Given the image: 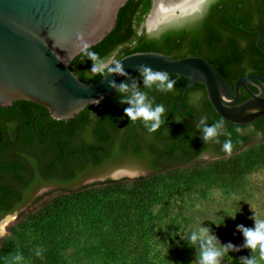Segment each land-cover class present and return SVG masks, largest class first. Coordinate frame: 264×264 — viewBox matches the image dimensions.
I'll use <instances>...</instances> for the list:
<instances>
[{"label":"trees","instance_id":"obj_1","mask_svg":"<svg viewBox=\"0 0 264 264\" xmlns=\"http://www.w3.org/2000/svg\"><path fill=\"white\" fill-rule=\"evenodd\" d=\"M150 2L151 0H128L118 14L114 29L103 41L90 47L89 50L105 60H118L131 53L152 51L155 40L146 38L144 32L137 33L144 21V16L150 10ZM254 49L242 54L238 51V44L232 41L229 43V53L215 58L214 68L231 87L240 75L253 71L264 75V54L261 55L262 59L257 60V56L253 53ZM240 63L244 66L242 70L228 71L226 68L227 65L233 66ZM249 64L252 67H249ZM91 67L92 61L88 60L83 53L75 57L70 64V70L84 83H94L102 77L90 72ZM132 77H138L137 71ZM170 78L176 80L175 85L179 87L177 90L182 92L188 81L175 75H170ZM158 93L155 90L148 92L150 98L153 96L156 98L154 103L168 107L171 96L161 100ZM246 97L247 94H244V98ZM206 99L205 93L195 99L186 115L178 113L175 105L168 107L165 113L167 117L165 125L154 133H149L142 121L131 122L125 116L124 108L129 105L119 102L120 95L117 92L100 101L99 104L87 106L75 119L67 121L49 119L47 125L44 124L43 119L36 125V129L47 130V138L52 140L40 154L42 160L39 163L29 159V179L21 175L23 170L16 164L8 166L4 163V169L11 176L12 182L17 184V188L15 190L8 183H0V217L19 208L21 190L37 180L35 164L41 170L43 183L62 186L72 184L80 175L111 163V160L112 162L113 160L121 161L124 156L128 160L130 158L137 160L149 168L150 172L158 173L170 167L199 162L198 159L205 150L227 155L221 150V144L227 137H220L221 144L212 142L204 144L196 129V122L202 116L208 117L209 125L222 119ZM15 103L24 107L36 106L26 101ZM174 118L181 123V126L173 122ZM224 122L227 130L232 133L231 140L234 145L232 153L257 139L264 140V117L248 126ZM64 125L68 127L67 141L70 137L77 136L80 139L79 145L75 146L68 141L65 143L66 149L60 146L64 143L62 139ZM237 129L240 131L237 132ZM241 131H244V134H241ZM118 138L122 140L121 144H115ZM48 151H53L55 156L52 152L48 156L50 153ZM146 176L132 181L107 179L78 188L65 187L61 196L48 200L44 206L29 216L28 222L32 223L33 229L41 234L43 242L53 246L55 238H53L52 229H57L62 221L61 218L71 215L78 208L84 223L94 232H102L103 228L107 229L104 232L111 242L109 243L106 238L107 241L104 240L102 243L112 260L126 259L130 256L139 258L136 264H144L152 248L151 243L160 247L166 239L163 235L159 239H153L156 235L150 223L149 213H146L143 207L137 208L139 204L134 202V199H138L140 195L148 193L147 180H144ZM95 188L102 192V195L118 194L105 198L106 201L103 203L102 199H96L93 195L95 193L92 191ZM126 188H128V194H124ZM23 192L25 196L28 193ZM119 192H123V195ZM98 204L99 207H97ZM175 253L171 264H191L193 261L191 252H185L179 248ZM45 256L53 260L50 263L54 262V253L48 250ZM163 263L166 264L165 261Z\"/></svg>","mask_w":264,"mask_h":264},{"label":"water","instance_id":"obj_2","mask_svg":"<svg viewBox=\"0 0 264 264\" xmlns=\"http://www.w3.org/2000/svg\"><path fill=\"white\" fill-rule=\"evenodd\" d=\"M127 1L0 0V106L7 108L14 102L26 101L44 107L53 120L75 119L87 106L95 105L92 104L94 100H105L116 92L109 87L110 80H115L117 85L128 82L140 65H146L186 79L182 100L195 83L203 86L206 100L228 123L248 126L264 117V97L256 83H264V76L238 77L231 87L211 63L199 57L174 59L160 52H135L118 59L122 60L127 76L108 75L94 83L82 82L70 70L73 59L81 54L75 47L77 35L83 34L90 47L103 41L114 29ZM157 1L160 0H152L139 32L144 28L151 33L159 25L185 14L176 10L171 18L148 29L146 23ZM261 40L258 38L256 45L264 54ZM249 85L259 91L252 92ZM242 88L249 95L243 101ZM174 100L178 101L172 99L168 107ZM179 105L178 101L177 107ZM1 139L0 132V142ZM116 172L124 174L115 176ZM133 174L136 172L117 169L108 178ZM93 181L96 180L87 182Z\"/></svg>","mask_w":264,"mask_h":264},{"label":"rangeland","instance_id":"obj_3","mask_svg":"<svg viewBox=\"0 0 264 264\" xmlns=\"http://www.w3.org/2000/svg\"><path fill=\"white\" fill-rule=\"evenodd\" d=\"M116 169L136 172L131 176L113 179L116 181H132L148 175L144 179L147 180L148 193L140 195L141 198L134 199V202L139 204L137 208L143 207L149 213L156 235L153 239H159L162 235L166 239L160 247L151 243L152 248L144 264H162L164 261L171 264L179 248L191 252V264H196L198 245L190 247L188 244L187 234L191 231L198 230L201 225L209 227L222 244L231 242L240 246L244 238L237 231V225L253 227L254 221L249 217L254 214L264 219L263 139L253 141L230 155L215 159L207 157L196 163L170 167L158 173L150 172L149 168L137 161H111L104 168L88 174L86 179L105 180ZM127 189L124 194H128ZM92 192L103 203L105 198L118 194L102 195L97 188ZM62 193L63 189L42 190L38 193L39 197L30 204L0 220V264H12V257L18 253L24 257L21 264H136L138 257L112 260L102 243L104 240L111 242L104 232L107 229L94 232L84 223L78 208L70 217L61 218L57 229H52L55 238L53 246L43 242L41 234L28 222L29 216L48 200ZM119 193L123 195V192ZM181 234L184 239H181ZM47 249L54 253L55 260L52 263L53 260L45 256ZM37 251L41 255H36ZM256 255L259 261L258 253ZM244 256L250 258V250L229 252L223 264H239L240 257ZM259 264H264V261H259Z\"/></svg>","mask_w":264,"mask_h":264},{"label":"flooded vegetation","instance_id":"obj_4","mask_svg":"<svg viewBox=\"0 0 264 264\" xmlns=\"http://www.w3.org/2000/svg\"><path fill=\"white\" fill-rule=\"evenodd\" d=\"M138 30V34L144 32L146 38L155 40L153 45L154 49L152 51L164 53L174 59L189 56L199 57L214 65L215 58L223 55L226 56L229 53V43L235 41L236 44H238V51L242 54H246L250 49L255 48L253 53L257 56V60H259L263 53L257 48L256 41L258 38L262 39L260 45L264 48V0H214L210 7L201 2L198 8L159 25L157 29L151 33H147L144 28L141 32ZM248 66L252 67L250 64ZM243 67V64L240 63L233 66L227 65L226 68L228 71H239V69L242 70ZM250 74L258 73L253 71L245 75H240L239 77L248 76ZM256 83L261 87V96L264 97V83ZM140 84L142 85V80ZM174 87V92H168L166 94L159 92V98L165 100L171 96V101L172 99H177L180 104L179 107H177L178 101L176 100L173 101L172 105H175L178 113L185 115L194 104V100L204 93L206 94L204 87L195 83V85L187 91L184 99L186 102H184V100H182L184 89L182 92H179V90H177L179 87L176 85ZM249 88L254 93L259 91L257 87L253 85H249ZM244 94H247V92L242 88L241 101L249 98L248 94L247 97L244 98ZM153 99L155 100L156 98L153 96ZM35 105L36 106L24 107L14 102L7 108L0 106V132L2 136L0 142V183H8L10 186L14 187L15 190L17 184L12 182L11 176L4 169V163H7L6 165L8 166L10 164H14L15 166L16 164L19 169L23 170L21 175L29 179V159H33L35 163H39V161L42 160L40 154L48 147L47 145L50 144L52 140L47 138V130L41 131L36 129V125L40 124L43 119L44 124L47 125L49 119L52 118L47 115L48 111L44 107L38 104ZM173 122L181 126V123H178L177 119L174 118ZM66 131H68V127L64 125V129L62 130V139L64 143H61L62 145L60 146L66 149L65 143L68 141L72 142L75 146L79 145L80 139L77 136L70 137L67 141ZM243 132L244 131H241V134H244ZM121 141L122 140L118 138L115 144H121ZM48 152H50L48 156L52 153L54 155L53 151ZM221 156L223 155L217 152L205 150L201 153L198 161L206 159L207 157L215 159ZM125 160H128L126 156H124L121 161ZM130 160L137 161L131 158ZM113 161L115 162V160ZM105 165L92 169L85 174H79V178L76 180L73 179L74 182L72 184L61 186L58 184L43 183L41 170L35 164L37 175L35 179L37 180L31 183L27 188L21 190L19 208L1 216L0 220L30 204L39 197L40 194L38 193L40 191L46 190L47 188H78L80 186L99 182L100 180H96L89 183L87 182L89 180L86 178L88 174L104 168ZM116 170L112 171L111 174ZM23 191L28 192L26 196L23 194Z\"/></svg>","mask_w":264,"mask_h":264},{"label":"clouds","instance_id":"obj_5","mask_svg":"<svg viewBox=\"0 0 264 264\" xmlns=\"http://www.w3.org/2000/svg\"><path fill=\"white\" fill-rule=\"evenodd\" d=\"M213 2L214 0H203V3L209 7ZM75 47L88 60L92 61L90 72L102 75L103 78L108 75H128L121 63L122 60H105L90 51V45L83 34L77 35ZM136 71L138 77H129L128 82L117 85L115 80H110L108 84L120 95L119 102L129 105V107L124 108L125 116L131 122L142 121L147 131L154 133L165 125L166 109L163 104L154 103V99L150 98L148 92L151 90L164 94L174 92L176 80L170 78L168 72L153 70L146 65H140ZM141 80L142 86L140 84ZM99 103V100L92 102V104ZM195 126L204 144L209 142L221 144L220 137H227L221 144V150L228 155L232 153L234 147L231 140L232 133L227 130L223 119L209 125L208 117L202 116ZM239 131L237 129V132ZM249 218L254 221L253 227H246L243 224L237 225V231L242 233L244 238V242L240 246H236L231 242L222 244L211 228L202 225L198 230L187 234L189 246L195 247L198 245L195 255L196 264H223V260L229 252H239L242 249L250 250L251 256L250 258L247 256L240 257L239 264H259V261H264V219L257 218L255 214ZM181 239H184L182 234ZM256 253H258L259 261ZM36 255H41L40 251H37ZM23 259V255L18 253L12 257V264H21Z\"/></svg>","mask_w":264,"mask_h":264},{"label":"bare ground","instance_id":"obj_6","mask_svg":"<svg viewBox=\"0 0 264 264\" xmlns=\"http://www.w3.org/2000/svg\"><path fill=\"white\" fill-rule=\"evenodd\" d=\"M202 0H160L155 2L154 9L147 20L148 29H154L159 23L171 18L175 11H179L180 14L191 12L198 8ZM123 172H116L115 176H121ZM2 231V229H1Z\"/></svg>","mask_w":264,"mask_h":264}]
</instances>
